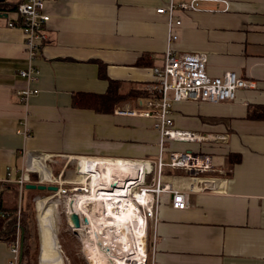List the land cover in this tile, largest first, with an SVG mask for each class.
I'll use <instances>...</instances> for the list:
<instances>
[{
  "label": "crops",
  "instance_id": "obj_1",
  "mask_svg": "<svg viewBox=\"0 0 264 264\" xmlns=\"http://www.w3.org/2000/svg\"><path fill=\"white\" fill-rule=\"evenodd\" d=\"M170 1L46 0L48 38L35 61V83L19 73L28 57L21 28L8 24L17 13L0 17V181H14L32 163L42 171L35 172L39 180L58 166L69 177L74 161L87 167L75 156L159 155L153 119L121 110L141 108L156 82L153 68L163 65L169 45V19L157 9ZM196 2V9L176 12L182 23L173 50L205 52L210 75L233 70L252 86L235 100L174 102V126L207 138L169 141L164 156L210 152L217 170L208 174L210 189L191 192L184 209L162 195L158 221L149 226L150 264H264V0ZM111 87L119 99L108 108L74 103L77 94L106 95ZM26 88L38 92L24 98L19 91ZM26 173L32 182V171ZM163 181L177 189L199 184L179 169H166ZM10 256L9 243L0 240V264Z\"/></svg>",
  "mask_w": 264,
  "mask_h": 264
},
{
  "label": "built area",
  "instance_id": "obj_2",
  "mask_svg": "<svg viewBox=\"0 0 264 264\" xmlns=\"http://www.w3.org/2000/svg\"><path fill=\"white\" fill-rule=\"evenodd\" d=\"M46 0H23L18 7L17 17L9 19V26L21 28L26 46L28 63L19 73L30 83H35L40 78V68L35 63L41 47L47 41L46 32L47 22L50 14L45 11ZM197 2L176 3L171 0L167 5L157 9L160 13L168 16V48L165 52L164 63L162 66L153 68L156 82L151 84L147 91L148 96L140 100L141 108L121 110L133 115H141L154 118L155 127L159 130L160 152L157 158H124V157H81L88 161L84 170H78L83 176L84 181H74L72 188L64 186L68 179L63 178V172L59 174L51 173L49 181L57 184L59 189L56 194L67 193L68 190L79 193L82 203L87 209L92 208L95 202L101 203V214L106 210L105 216L120 213L127 209L131 204H135L136 211L144 219L141 224L147 227L144 231V238L147 235L151 222L154 225L159 218L160 203L164 193L171 194L172 206L178 209L188 207L190 193L194 191H205L210 189L212 182L209 173L217 170V161L210 152L195 150H171L168 158L165 159L164 151L166 143L169 141H196L204 140L207 136L196 134L190 130L179 129L174 126L173 106L176 101L193 100L223 102L235 100L238 90L251 87L252 82L240 76L236 71L228 70L221 76H212L207 71L208 55L205 52H175L172 42L178 39L177 27L181 25L180 18L174 19L177 10L196 9ZM24 98L33 93H37V88H26L19 91ZM21 132L27 136L30 130L26 122L23 123ZM38 156L44 160L43 155ZM45 164L46 159L44 160ZM111 166L109 176L102 171L99 165ZM166 169H179L189 173L194 182L188 189L174 188L170 183L164 182L163 177ZM41 171L29 164L27 171ZM27 171L14 179L21 186L29 181ZM95 179V180H94ZM10 180V179H8ZM45 178L40 175L36 182H45ZM117 183L114 185V181ZM71 181V182H72ZM198 189V190H197ZM121 200H117V197ZM106 200L112 201V206L106 204ZM104 204V205H103ZM71 212V211H70ZM82 214V219L89 225V218L84 212V208L79 205L77 214ZM85 219L87 221H85ZM82 225V223H81ZM22 237L18 235L9 244L10 259L7 264H21L22 261ZM144 260L148 256L146 249Z\"/></svg>",
  "mask_w": 264,
  "mask_h": 264
},
{
  "label": "rangeland",
  "instance_id": "obj_3",
  "mask_svg": "<svg viewBox=\"0 0 264 264\" xmlns=\"http://www.w3.org/2000/svg\"><path fill=\"white\" fill-rule=\"evenodd\" d=\"M152 119L155 122V119L154 118ZM157 156L158 155L156 153L152 157L157 158ZM165 158L167 159V154ZM77 166H78V162L74 161L71 167L69 168L71 169L69 177L64 178V179H68V181L64 183L65 184L64 186L72 188L75 185H79V184H75L74 181L72 180L82 181V179L85 178V176H83L78 171L80 170V168ZM56 168L57 170L62 171L61 166L60 167L58 166ZM57 170L55 169L52 173L56 174L55 171ZM44 183L51 184L52 182L49 181V179H47L45 180ZM78 195H79L78 192L70 191V190H68L67 193H61V194H56L53 191H49V190H40V192L38 193L29 192L26 195L27 199L23 200L21 203L25 204L26 207L28 203H30L29 205L30 207L28 208V211L30 212L29 214V221H30L29 235H31V250H32L31 251L32 255L30 257L31 259L28 261L27 264H91V262L88 259V249L91 247L93 243L92 241L94 240L90 236L91 234L90 232L91 228L89 227L90 225H87L83 220H81L83 217L81 216L82 215L81 213L78 214V216L80 219V223H82V225L77 229L74 226V223L71 224V216H70L71 212H73V210H76L74 212L79 211V206L78 208H73V206H75L76 203L79 204L78 201L81 200V198ZM48 200H52V204H54L55 206L54 215L56 217V226L58 229V235H57V238L55 239L57 251L52 257L53 260L48 259V256L45 257L46 255L45 256L42 255L43 250L41 251V229H40L39 219H38V216L43 206L45 205V207H49L50 203H48ZM71 202L73 204H71ZM17 216H18V223H20L19 221L21 218V213L19 211H18ZM131 228H133V226H131ZM102 230L105 231L106 234L108 231H110V233L113 234L111 240L113 239L115 235H117L120 239H121V236L123 235L120 229L119 231H114L113 229L109 230V228L103 227ZM129 234H130L129 244L131 246V250H130V253L127 255L128 257H130V260H129L130 262L132 258L136 256V254L138 255L141 252L139 249L143 247V243L141 242L139 232L136 233L135 229L130 230ZM18 235H20L21 237L23 236V232L19 227L17 230L16 237ZM152 235H153L152 229L151 227H149L147 235L144 238L145 252H146V249L148 251L150 249V245L152 242ZM108 239L109 238H107L106 240L105 237L103 236L100 237V240H99L100 245L103 248L111 246V243H113V241H111L110 239L108 240ZM124 244H125V241L123 244L119 245L118 243L114 245L113 251L119 252V253L126 251L127 248H129L130 246L128 247V246H125ZM39 255L44 256V258L41 256L39 257ZM143 261L145 264H150L149 252H148L147 258ZM108 264H113V263L109 261Z\"/></svg>",
  "mask_w": 264,
  "mask_h": 264
},
{
  "label": "bare ground",
  "instance_id": "obj_4",
  "mask_svg": "<svg viewBox=\"0 0 264 264\" xmlns=\"http://www.w3.org/2000/svg\"><path fill=\"white\" fill-rule=\"evenodd\" d=\"M34 156L32 157V159ZM81 157H79L78 161ZM35 161V160H34ZM37 162L39 160H36ZM38 164V163H37ZM33 165L36 169L40 170L39 165ZM44 165V164H43ZM78 166L81 168L79 162ZM100 167V173L102 174V171L106 176H109L111 173L112 168L111 167H103V165H99ZM46 170V168H45ZM41 171V170H40ZM48 172V171H47ZM42 174V171H41ZM51 175V170H50ZM50 175L49 178H50ZM43 177V176H42ZM45 178V177H43ZM45 178V179H49ZM85 179V178H84ZM84 179L82 181H84ZM95 180V179H94ZM117 200H121V197H117ZM79 204H75L73 208H78L80 205L81 208H84V212L86 216L89 218V227L91 228V238L94 240L92 241L91 247L88 249V259L91 262V264H108L109 261H111L113 264H145L144 263V252H145V245H144V231L147 230V227L145 225L141 224V222L144 220L139 213L136 211L135 204H131L127 209H123L120 213H115L112 210L113 215H109L108 217L105 216V207L101 214H98L97 211L101 210V203L95 202L93 204V209H87L83 204H80V200L78 201ZM49 207L43 206V208L40 211V214L38 216L40 229H41V242L43 246V253L46 256H51L57 251V246L55 243V239L58 235V229L56 226V217L54 215L55 206L52 204V200H48ZM71 204H73L71 202ZM106 204L109 206H112V201L106 200ZM39 205V204H38ZM37 205V206H38ZM48 205V204H47ZM104 205V204H103ZM72 209V208H71ZM76 210H73V212ZM58 212V210H57ZM101 212V211H100ZM58 222V221H57ZM71 224H73V221L71 220ZM133 226V228H131ZM103 227L109 228V230L119 231V229L122 231L121 239L115 235L112 238V233L110 231L106 232L102 230ZM78 229V228H77ZM135 229L136 233L139 232V236L141 238V242L143 243V247H141L139 250L141 251L138 255L134 256L132 260L129 262L130 257H128L127 254L130 253L131 246L129 244V238H130V230ZM110 235V237H109ZM103 236L107 240L109 238L113 243H111V246H108L106 248H103L100 245V237ZM108 239V240H109ZM125 241V246H130L127 248L124 252H114V245L123 244Z\"/></svg>",
  "mask_w": 264,
  "mask_h": 264
},
{
  "label": "trees",
  "instance_id": "obj_5",
  "mask_svg": "<svg viewBox=\"0 0 264 264\" xmlns=\"http://www.w3.org/2000/svg\"><path fill=\"white\" fill-rule=\"evenodd\" d=\"M23 0H4L0 3V11L8 12L10 15L17 13L19 4ZM42 48V47H41ZM149 95V92L145 94ZM75 105L88 106L99 108H108L119 99L118 93L111 87L110 91L106 95H76ZM66 171H63V176H66ZM58 173V172H57ZM30 180L32 182L38 181V174L32 172L30 174ZM25 192L38 193L39 189H27L25 185L21 186L16 181H0V240H4L7 243H11L16 239L18 227L23 232L24 248L21 264H27L31 259V235H29L30 221L28 208L21 202L25 200ZM18 211L21 213L20 223H18Z\"/></svg>",
  "mask_w": 264,
  "mask_h": 264
},
{
  "label": "water",
  "instance_id": "obj_6",
  "mask_svg": "<svg viewBox=\"0 0 264 264\" xmlns=\"http://www.w3.org/2000/svg\"><path fill=\"white\" fill-rule=\"evenodd\" d=\"M0 1H3V0H0ZM8 12H2L0 11V17H6L8 16ZM117 183V180L114 181V185ZM25 187L27 189H39V190H49V191H53V192H56L58 189H59V186L57 184H47V183H44V182H28L25 184ZM71 216V220L73 221L74 223V226L76 228H79L81 226V223H80V219H79V216L77 214V212H71L70 214ZM85 221H87L85 219ZM21 248H22V257H23V248H24V240H23V237H22V240H21Z\"/></svg>",
  "mask_w": 264,
  "mask_h": 264
}]
</instances>
